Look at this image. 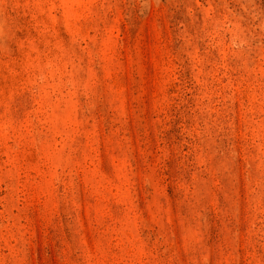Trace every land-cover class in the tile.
Instances as JSON below:
<instances>
[{
    "label": "rangeland",
    "instance_id": "1",
    "mask_svg": "<svg viewBox=\"0 0 264 264\" xmlns=\"http://www.w3.org/2000/svg\"><path fill=\"white\" fill-rule=\"evenodd\" d=\"M0 264H264V0H0Z\"/></svg>",
    "mask_w": 264,
    "mask_h": 264
}]
</instances>
